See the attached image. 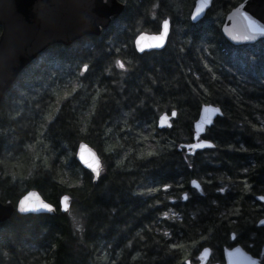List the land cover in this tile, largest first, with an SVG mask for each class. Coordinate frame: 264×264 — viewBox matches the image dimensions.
I'll return each mask as SVG.
<instances>
[{
	"label": "trees",
	"instance_id": "obj_1",
	"mask_svg": "<svg viewBox=\"0 0 264 264\" xmlns=\"http://www.w3.org/2000/svg\"><path fill=\"white\" fill-rule=\"evenodd\" d=\"M119 1L122 14L101 35L47 48L2 99L0 200L16 207L35 189L56 211H14L0 223V264H184L232 233L264 244L250 198L258 181L264 187V73L228 67L224 47H241L221 33L243 0H214L207 18L217 25L204 28L190 23L194 0ZM167 16L166 47L137 53L136 36L158 32ZM258 47L264 56V39ZM208 104L223 111L203 136L215 148L187 157L179 147L194 141ZM173 110L172 126L159 129V114ZM79 142L99 152L97 181L76 159ZM240 178L251 190L235 185L229 198L219 185ZM191 179L203 196L182 202ZM65 195L71 205L62 212Z\"/></svg>",
	"mask_w": 264,
	"mask_h": 264
},
{
	"label": "water",
	"instance_id": "obj_2",
	"mask_svg": "<svg viewBox=\"0 0 264 264\" xmlns=\"http://www.w3.org/2000/svg\"><path fill=\"white\" fill-rule=\"evenodd\" d=\"M212 2L196 0L190 14L191 22L202 20ZM123 10L124 4L119 0H0V105L19 74L43 51L55 44L69 46L87 35H101ZM170 29L171 22L167 19L159 33H140L134 41L135 49L139 53L160 50L167 43ZM221 31L225 39L236 46L264 39V0H243L225 15ZM176 114V111L171 115L163 114L158 127L171 126L170 119ZM222 114L218 106L201 107L194 122V142L185 146L189 154L214 147L213 142L204 138L200 140V137ZM76 158L97 180L102 169L97 151L83 142L78 146ZM193 185L199 187L196 181ZM60 202L61 211L66 212L71 205L69 196H63ZM14 211L20 214H52L56 209L38 190L33 189L19 199L16 207L10 201L3 203L0 200V223L8 220ZM259 225H264V218ZM227 261V264L258 263L242 247L231 251Z\"/></svg>",
	"mask_w": 264,
	"mask_h": 264
},
{
	"label": "flooded vegetation",
	"instance_id": "obj_3",
	"mask_svg": "<svg viewBox=\"0 0 264 264\" xmlns=\"http://www.w3.org/2000/svg\"><path fill=\"white\" fill-rule=\"evenodd\" d=\"M79 144H80V142H79ZM79 144H78V146H79ZM78 146H77V149H78ZM76 153H77V151H76ZM98 154H99V152H98ZM187 157H191V156L187 155ZM104 171H105V169H103L102 173H104ZM191 180H189V184H190ZM195 180H197V179H195ZM249 182H250L249 179H241L240 178V179H238V181H236L235 179H232L231 183L227 182L225 184H220L219 186H220L222 192L226 196H228L229 198H234L236 195L235 194L236 192H234L235 185H238V186H239V184H240V186L244 185V188L246 190H251V186L246 188V185ZM259 182L260 181L257 182L258 188H261V191L257 192V191L253 190L252 192L254 193V195H252L250 197L251 198V207H252L251 212H253V214H261L259 216V218L257 219L256 224L258 227L264 228V226L258 225V221L264 217V187L262 188V185H260ZM180 185H178L174 189L175 196L178 200H179V194H180ZM189 186H190L189 192L186 191V192L182 193V202H185L186 200H192V199H194V201H196L198 199L197 195L203 196V194H200V192L201 191L204 192V188L201 191H198L197 189L192 188L191 185H189ZM183 194H187V197L184 198ZM176 198L174 196H171L170 197V203L176 204L178 202ZM229 198L225 199V201L228 200ZM173 206H175V205H173ZM176 207L179 208L178 206H176ZM171 214H178V213H177V211L171 209ZM254 239H255V237L251 236L249 239V243L244 244L243 241L236 238L235 233H232L230 242H227L226 240L219 239L220 240V246L219 247L213 248L212 246H210L209 257H208L205 264H227L225 253L226 252L229 253V252L233 251L236 247H242L246 253L250 254L254 259H257L258 263H256V264H264V250H263L264 244L261 245L260 248H258ZM202 248L199 251L195 252L191 256V258H189V260L191 261V264H199V262H200L199 255L202 252L201 251ZM184 264H188V263L184 262Z\"/></svg>",
	"mask_w": 264,
	"mask_h": 264
},
{
	"label": "rangeland",
	"instance_id": "obj_4",
	"mask_svg": "<svg viewBox=\"0 0 264 264\" xmlns=\"http://www.w3.org/2000/svg\"><path fill=\"white\" fill-rule=\"evenodd\" d=\"M215 19L213 17H206L199 24L201 28L216 26ZM262 41L257 44H248L241 48L235 49L230 47H224L227 52L228 67H231L235 72L240 74H251L258 72L259 75L264 73V56L260 53L259 45ZM264 52V51H263ZM120 63V62H119ZM229 69V68H228ZM78 228H82L79 221L76 222Z\"/></svg>",
	"mask_w": 264,
	"mask_h": 264
},
{
	"label": "bare ground",
	"instance_id": "obj_5",
	"mask_svg": "<svg viewBox=\"0 0 264 264\" xmlns=\"http://www.w3.org/2000/svg\"><path fill=\"white\" fill-rule=\"evenodd\" d=\"M222 243V242H221Z\"/></svg>",
	"mask_w": 264,
	"mask_h": 264
}]
</instances>
